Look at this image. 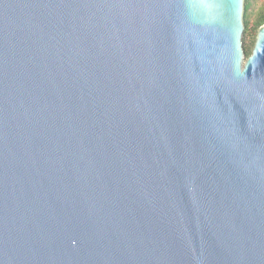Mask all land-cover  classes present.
<instances>
[{
    "label": "water",
    "instance_id": "95a60500",
    "mask_svg": "<svg viewBox=\"0 0 264 264\" xmlns=\"http://www.w3.org/2000/svg\"><path fill=\"white\" fill-rule=\"evenodd\" d=\"M244 11L0 0V264H264Z\"/></svg>",
    "mask_w": 264,
    "mask_h": 264
},
{
    "label": "trees",
    "instance_id": "16d2710c",
    "mask_svg": "<svg viewBox=\"0 0 264 264\" xmlns=\"http://www.w3.org/2000/svg\"><path fill=\"white\" fill-rule=\"evenodd\" d=\"M244 23L242 40L247 56H249L258 29L264 24V0H245Z\"/></svg>",
    "mask_w": 264,
    "mask_h": 264
},
{
    "label": "rangeland",
    "instance_id": "374dc122",
    "mask_svg": "<svg viewBox=\"0 0 264 264\" xmlns=\"http://www.w3.org/2000/svg\"><path fill=\"white\" fill-rule=\"evenodd\" d=\"M252 48H253V46H252Z\"/></svg>",
    "mask_w": 264,
    "mask_h": 264
}]
</instances>
